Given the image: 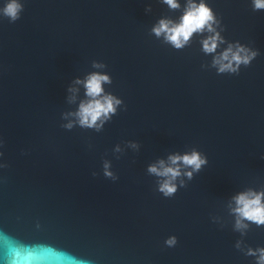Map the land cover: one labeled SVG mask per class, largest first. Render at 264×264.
Masks as SVG:
<instances>
[{
  "label": "water",
  "instance_id": "obj_1",
  "mask_svg": "<svg viewBox=\"0 0 264 264\" xmlns=\"http://www.w3.org/2000/svg\"><path fill=\"white\" fill-rule=\"evenodd\" d=\"M208 2L226 39L260 52L238 75L202 68L198 38L175 50L151 35L179 14L159 0H24L19 20L0 19V264H12L5 240L42 256L16 264H253L234 247L228 203L264 189V11ZM94 71L111 77L118 114L99 133L62 128L84 98L78 86L69 103L68 88ZM193 148L208 165L163 197L148 165ZM243 239L264 247V228Z\"/></svg>",
  "mask_w": 264,
  "mask_h": 264
},
{
  "label": "clouds",
  "instance_id": "obj_2",
  "mask_svg": "<svg viewBox=\"0 0 264 264\" xmlns=\"http://www.w3.org/2000/svg\"><path fill=\"white\" fill-rule=\"evenodd\" d=\"M166 6L169 12L179 14L175 17L162 15L150 28V34L161 40L164 44L175 50H183L189 47L198 38L200 51L205 56L211 57L210 65H201L202 68L215 69L217 75H238L243 67L249 66L257 56L258 49L249 47L239 40L231 41L223 35L225 29L221 19L217 16L208 0H159ZM24 0H0V19H7L14 23L20 19L24 10ZM253 11H264V0H250ZM151 12L149 5L145 9ZM94 68H103L101 63H93ZM111 83V77L107 73L94 71L88 73L83 79L77 78L73 86L68 88L69 103H76L79 87L84 89V98L79 100L75 111L63 114L67 123L61 127L72 130L74 127L90 129L99 133L106 123L118 114V110L124 103L123 100L111 92H106L104 85ZM3 141L0 140V146ZM127 146L139 151L140 144L136 141H128ZM122 151L119 144L114 152ZM3 153L0 152V158ZM264 158V157H262ZM208 165V158L198 149L184 153H172L167 159H159L148 165L147 173L156 177V191L165 198L173 197L180 188L186 187L185 177L192 180ZM6 167L0 163V168ZM104 177L116 181L117 175L112 170L111 161L105 160L102 165ZM96 175V173H93ZM228 209L233 217V231L239 232L241 239L236 240L234 247L246 257L253 258V264H264V247L253 248L248 245L243 237L248 230L255 225L264 228V189L246 188L231 196ZM178 240L171 235L164 240V245L173 248ZM6 252L11 255L12 264L17 259L29 261L40 259L34 250L7 240L4 241Z\"/></svg>",
  "mask_w": 264,
  "mask_h": 264
}]
</instances>
